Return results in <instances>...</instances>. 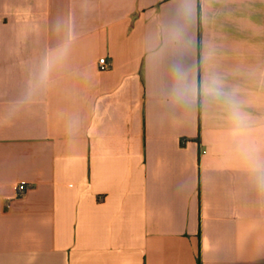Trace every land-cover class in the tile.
Wrapping results in <instances>:
<instances>
[{
    "label": "crops",
    "instance_id": "crops-1",
    "mask_svg": "<svg viewBox=\"0 0 264 264\" xmlns=\"http://www.w3.org/2000/svg\"><path fill=\"white\" fill-rule=\"evenodd\" d=\"M262 177L264 0H0V264H264Z\"/></svg>",
    "mask_w": 264,
    "mask_h": 264
},
{
    "label": "built area",
    "instance_id": "built-area-1",
    "mask_svg": "<svg viewBox=\"0 0 264 264\" xmlns=\"http://www.w3.org/2000/svg\"><path fill=\"white\" fill-rule=\"evenodd\" d=\"M98 64H99V69L101 71L106 70L108 68V64L104 58L99 59ZM15 189H16L17 196H21L27 191L28 185L26 183H18Z\"/></svg>",
    "mask_w": 264,
    "mask_h": 264
},
{
    "label": "clouds",
    "instance_id": "clouds-1",
    "mask_svg": "<svg viewBox=\"0 0 264 264\" xmlns=\"http://www.w3.org/2000/svg\"><path fill=\"white\" fill-rule=\"evenodd\" d=\"M262 179H264V177H262Z\"/></svg>",
    "mask_w": 264,
    "mask_h": 264
}]
</instances>
